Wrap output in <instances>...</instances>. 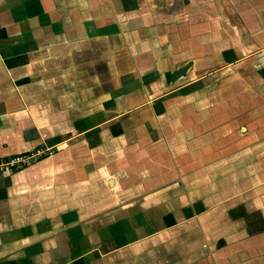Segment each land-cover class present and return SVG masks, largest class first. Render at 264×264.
<instances>
[{"label":"crops","instance_id":"0c3cea01","mask_svg":"<svg viewBox=\"0 0 264 264\" xmlns=\"http://www.w3.org/2000/svg\"><path fill=\"white\" fill-rule=\"evenodd\" d=\"M0 264H264V0H0Z\"/></svg>","mask_w":264,"mask_h":264},{"label":"built area","instance_id":"2783aa9c","mask_svg":"<svg viewBox=\"0 0 264 264\" xmlns=\"http://www.w3.org/2000/svg\"><path fill=\"white\" fill-rule=\"evenodd\" d=\"M47 153L48 149H35L32 151L13 154L7 158H0V173L20 169Z\"/></svg>","mask_w":264,"mask_h":264}]
</instances>
